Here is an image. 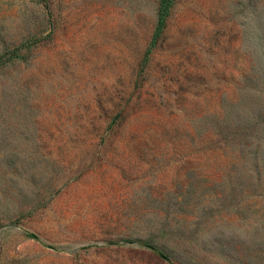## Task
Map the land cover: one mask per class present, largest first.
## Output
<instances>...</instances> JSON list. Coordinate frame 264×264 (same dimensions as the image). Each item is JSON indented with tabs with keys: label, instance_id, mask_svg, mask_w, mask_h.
<instances>
[{
	"label": "rangeland",
	"instance_id": "374dc122",
	"mask_svg": "<svg viewBox=\"0 0 264 264\" xmlns=\"http://www.w3.org/2000/svg\"><path fill=\"white\" fill-rule=\"evenodd\" d=\"M0 264H264V0H0Z\"/></svg>",
	"mask_w": 264,
	"mask_h": 264
},
{
	"label": "trees",
	"instance_id": "16d2710c",
	"mask_svg": "<svg viewBox=\"0 0 264 264\" xmlns=\"http://www.w3.org/2000/svg\"><path fill=\"white\" fill-rule=\"evenodd\" d=\"M162 24H163V17L160 19V21H159V29H160V27L162 26ZM31 238H34V236H30Z\"/></svg>",
	"mask_w": 264,
	"mask_h": 264
}]
</instances>
